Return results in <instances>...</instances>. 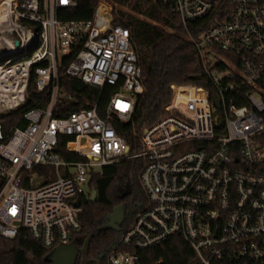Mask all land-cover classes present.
Listing matches in <instances>:
<instances>
[{
	"label": "built area",
	"instance_id": "2783aa9c",
	"mask_svg": "<svg viewBox=\"0 0 264 264\" xmlns=\"http://www.w3.org/2000/svg\"><path fill=\"white\" fill-rule=\"evenodd\" d=\"M136 5H153L170 34L213 17L201 35L189 37L210 86L172 84L163 115L141 129L137 149L116 124L131 122L144 92L128 16L118 9L123 4L98 0L92 19L69 21L58 10L75 7V0H9L3 8L0 114L26 102L32 75L48 102L25 114L24 128L7 132L0 123V236L13 239L26 229L48 250L74 242L92 176L142 158L149 206L120 234L109 264H138L137 251L173 235L191 245L201 264H264V0ZM63 75L113 87L102 114L95 103L55 116L68 98ZM63 136L78 160L59 153ZM38 165L54 167L57 177L29 187Z\"/></svg>",
	"mask_w": 264,
	"mask_h": 264
},
{
	"label": "trees",
	"instance_id": "16d2710c",
	"mask_svg": "<svg viewBox=\"0 0 264 264\" xmlns=\"http://www.w3.org/2000/svg\"><path fill=\"white\" fill-rule=\"evenodd\" d=\"M76 6L61 8L59 17L64 21L90 20L93 18L98 0H75ZM126 6L129 0H117ZM8 2V1H7ZM144 0H133L132 3H142ZM1 6V5H0ZM129 15H143L148 20H154L153 25L138 20L139 40L143 50L148 53L147 59L141 50L133 21L127 20L132 38L135 41L138 60L142 68L144 92L137 95L136 107L132 120L128 124H117L120 133L127 137L132 148L137 149L139 133L148 124L157 121L164 113V107L170 101L172 84H193L209 87V79L204 70L198 49L190 40V36L201 35L213 22V17L192 21L187 27H179L177 34L163 32L157 21V9L153 5H136L133 9L122 11ZM165 16L162 17L164 21ZM68 98L59 104L55 116L66 117L71 112L92 107L98 103L102 114L103 108L110 101L115 89L105 86L103 90L88 85L77 78L63 75L60 81ZM48 102V96L37 90L32 75L28 85L26 102L19 108L0 114V123L5 131L13 127L24 128L28 125L25 114L35 108H42ZM69 137L60 139L58 151L65 160H78L76 154L66 150ZM145 161L125 160L103 166L102 170L93 175L90 187L97 190L95 202L82 198L80 218L82 229L76 238L82 246L85 239L92 235L89 249L82 257L79 255L77 264L88 260H96L99 264H109V252L118 240L120 234L128 229L136 216L149 206L148 196L141 181V173ZM37 178L43 179L40 185L56 179V170L50 166H36ZM39 185V186H40ZM33 187V185H29ZM123 207V221L120 229H103L110 222V216L117 207ZM52 250L45 249L41 243L32 239L26 229H21L13 239L0 236V264H53L47 259ZM138 264H201L191 245L181 236L173 235L161 244L139 250ZM96 264V263H90Z\"/></svg>",
	"mask_w": 264,
	"mask_h": 264
},
{
	"label": "water",
	"instance_id": "95a60500",
	"mask_svg": "<svg viewBox=\"0 0 264 264\" xmlns=\"http://www.w3.org/2000/svg\"><path fill=\"white\" fill-rule=\"evenodd\" d=\"M17 44H19L17 42ZM98 196L97 190H93L89 201L95 202ZM76 206H80V202H76ZM123 207L119 206L115 209L114 213L110 216V222L103 227V229H120V223L123 221ZM92 235H89L84 242L83 247L81 248L76 242H72L70 244H64L53 249L48 255L47 259L51 261L53 264H77L78 258L81 252L85 255V253L89 249L90 241L92 239ZM99 264L96 260H88L84 262V264L90 263Z\"/></svg>",
	"mask_w": 264,
	"mask_h": 264
},
{
	"label": "rangeland",
	"instance_id": "374dc122",
	"mask_svg": "<svg viewBox=\"0 0 264 264\" xmlns=\"http://www.w3.org/2000/svg\"><path fill=\"white\" fill-rule=\"evenodd\" d=\"M132 1L133 0H131V2L129 3H127V5L126 6H118V9H120V10H122V11H124V10H128V11H130L131 9H133L134 7H135V5L137 4V3H132ZM111 3V2H110ZM128 16V17H127ZM127 18H124V23L125 22H127V20L129 19V20H131V21H133V26L135 27V29H136V35H137V40H138V43H139V46H140V48H141V50L143 51V53H144V55L146 56V58L147 59H150V50H151V48H152V46L153 45H151L150 47H149V50H148V53H146L144 50H143V48H142V45H141V43H140V40H139V31H138V20H142V21H145V22H147V24L149 25L150 23H151V25H153V21L154 20H148L147 21V17H145V16H143V15H135V16H131V15H129L128 14V12H127ZM157 23H158V26H160V31L161 32H167V30L166 29H169L168 28V26L167 25H164V22H159V19H158V17H157ZM136 26H137V28H136ZM60 56H62V54L60 53L59 54ZM34 177V179H33V187H37V186H39L40 185V183L43 181V179H39V178H37V175H34L33 176ZM122 216H123V212H122ZM78 238V237H77Z\"/></svg>",
	"mask_w": 264,
	"mask_h": 264
},
{
	"label": "bare ground",
	"instance_id": "6f19581e",
	"mask_svg": "<svg viewBox=\"0 0 264 264\" xmlns=\"http://www.w3.org/2000/svg\"><path fill=\"white\" fill-rule=\"evenodd\" d=\"M7 1H9V0H0V14L2 13V11H3V8L7 5Z\"/></svg>",
	"mask_w": 264,
	"mask_h": 264
},
{
	"label": "flooded vegetation",
	"instance_id": "af4514ba",
	"mask_svg": "<svg viewBox=\"0 0 264 264\" xmlns=\"http://www.w3.org/2000/svg\"><path fill=\"white\" fill-rule=\"evenodd\" d=\"M121 223H122V222H121ZM85 241H86V239H85ZM85 241H84V242H85ZM74 242H76V243H77V241H76V240H75ZM77 244H78V243H77ZM78 245H79V244H78ZM83 245H84V243H83ZM83 245H82V246H80V245H79V246L82 248V247H83ZM80 254H82V257L84 256L83 252H81Z\"/></svg>",
	"mask_w": 264,
	"mask_h": 264
}]
</instances>
